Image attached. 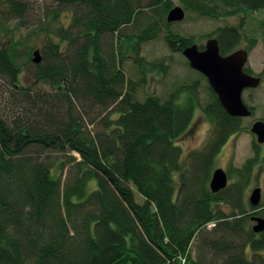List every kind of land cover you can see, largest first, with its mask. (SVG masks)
<instances>
[{"label":"trees","instance_id":"obj_1","mask_svg":"<svg viewBox=\"0 0 264 264\" xmlns=\"http://www.w3.org/2000/svg\"><path fill=\"white\" fill-rule=\"evenodd\" d=\"M178 1L201 19H241L215 32L222 55L264 39V0ZM171 7L43 0L30 18L28 1L0 0V37L9 40L0 45V96L9 100L0 109V264H260L264 232L254 233L252 217L264 214L243 200L257 158L225 190L209 186L217 154L243 119L228 115L212 90L214 140L184 158L178 141L197 96L179 102L181 88L141 99L143 78L161 66L137 60L125 71L124 42L163 38L179 53L192 44L170 31ZM64 11L72 13L67 25ZM254 14L261 18L249 31ZM40 35L42 46L30 45ZM25 66L30 85L20 81Z\"/></svg>","mask_w":264,"mask_h":264},{"label":"rangeland","instance_id":"obj_2","mask_svg":"<svg viewBox=\"0 0 264 264\" xmlns=\"http://www.w3.org/2000/svg\"><path fill=\"white\" fill-rule=\"evenodd\" d=\"M26 1L31 4V8L28 12L30 18L36 16V14L38 15L37 11L43 0ZM151 1L155 0H147V2ZM171 1V9L176 6H181L178 0ZM71 15L72 13L70 11H64L62 14V22L67 25ZM257 18L260 19L261 14L252 15V18L244 24L247 30L252 31V26L255 28ZM240 20L239 18H229L225 20L226 22H215L209 21L206 18L201 19L193 14H187L183 22L170 24L172 25L170 31L176 36H181L179 38H185L191 41V45L199 44L200 46H205L210 38L217 37L214 34L218 28L225 24L233 26L240 25ZM257 40L258 41L251 50L247 48L249 46L247 42H244L236 49H246L249 51L247 70H249V73L253 76L259 75L263 77V81L258 88L246 90L243 94L244 102L253 109L254 114L251 118L243 119L242 131L232 136L221 147L215 158L214 170H226L230 176V183L233 184L237 182L235 176L236 170L244 166L249 160L257 158L258 163L254 169L252 181L243 193V200L245 201L246 207L249 209L251 207L249 202L250 196L255 188L260 187L262 189V200L259 207L254 209L264 214V145H258L256 137L250 131L255 121L264 120V39ZM3 42H5L4 47L9 44V40L0 37V45H2ZM114 42H116V39H114ZM42 43V35L30 40V45H34L37 48L42 46ZM120 53L124 56V68L127 74L132 70L133 72L135 71L134 69L136 67H133L136 65L135 63L137 60H146L150 63L157 62V64L161 66V69H156L152 73H149L147 77L143 78L139 92L141 99L149 95L167 97L168 94L178 91L181 88L183 89L178 91L179 102L184 103L187 96H190L191 93L197 96L199 106L196 108L194 119L189 130L179 139L178 145L182 148L184 158L192 152H202L204 149L207 151L215 135L214 125L209 116L206 115V107L213 103L211 95L212 89L207 78L201 73L193 70L182 53L173 52L163 38L151 42H142L141 40L124 42L121 45ZM32 70L33 68L31 66L24 67V71H22L19 76L23 85H30L33 82L31 79ZM1 85H3V83L0 81V93H2ZM190 87H194V89L191 90ZM6 98L7 97L1 98L0 96V109L9 101H5ZM136 200L140 203L143 202L142 197L137 193ZM223 211H229V208L223 206ZM252 225L254 226V223ZM212 228L213 225L208 226L209 230ZM195 246L196 245H193L190 249L191 258L193 260L198 259ZM249 252L248 250L247 256L248 259L251 260L253 256H251ZM259 259L260 260H257V262L264 264V253H262Z\"/></svg>","mask_w":264,"mask_h":264},{"label":"water","instance_id":"obj_3","mask_svg":"<svg viewBox=\"0 0 264 264\" xmlns=\"http://www.w3.org/2000/svg\"><path fill=\"white\" fill-rule=\"evenodd\" d=\"M187 12L182 6L171 9L167 15V23L183 22ZM183 55L189 62V66L204 75L213 92L227 112L235 118H251L252 109L244 102L243 94L246 90L258 88L263 79L261 76H253L246 71L249 62V51L238 49L229 55H222L219 41L216 37L210 38L203 50L198 44H193L183 50ZM34 63L42 61L40 50L34 53ZM251 133L256 137L259 145H264V120H257L252 124ZM229 177L224 169H216L210 181V189L213 193H219L228 187ZM262 200V189L257 187L250 196L252 208H258ZM253 231L255 234L264 232V218L253 216Z\"/></svg>","mask_w":264,"mask_h":264},{"label":"flooded vegetation","instance_id":"obj_4","mask_svg":"<svg viewBox=\"0 0 264 264\" xmlns=\"http://www.w3.org/2000/svg\"><path fill=\"white\" fill-rule=\"evenodd\" d=\"M199 45V44H198ZM190 46V45H189ZM200 46V45H199ZM204 47L205 46H200V50H203L204 49ZM182 54H183V52H182ZM247 68V67H246ZM204 76V75H203ZM256 76H259V75H256ZM205 77V76H204ZM262 77V76H261ZM206 78V77H205ZM262 79H263V77H262ZM252 109V108H251ZM252 111H253V109H252ZM253 114H254V112H253ZM253 116V115H252ZM256 141H257V139H256ZM258 144V143H257ZM259 145V144H258ZM226 171V170H225ZM227 172V171H226ZM227 174H228V177H229V183H228V187H229V185L231 184L230 183V176H229V173L227 172Z\"/></svg>","mask_w":264,"mask_h":264},{"label":"built area","instance_id":"obj_5","mask_svg":"<svg viewBox=\"0 0 264 264\" xmlns=\"http://www.w3.org/2000/svg\"><path fill=\"white\" fill-rule=\"evenodd\" d=\"M181 260L183 261V264L186 262V259L185 258L184 259L182 258Z\"/></svg>","mask_w":264,"mask_h":264},{"label":"bare ground","instance_id":"obj_6","mask_svg":"<svg viewBox=\"0 0 264 264\" xmlns=\"http://www.w3.org/2000/svg\"><path fill=\"white\" fill-rule=\"evenodd\" d=\"M181 23V22H180ZM174 24H176V23H174Z\"/></svg>","mask_w":264,"mask_h":264}]
</instances>
